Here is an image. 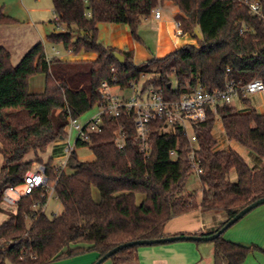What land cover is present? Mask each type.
I'll return each instance as SVG.
<instances>
[{
	"label": "trees",
	"instance_id": "1",
	"mask_svg": "<svg viewBox=\"0 0 264 264\" xmlns=\"http://www.w3.org/2000/svg\"><path fill=\"white\" fill-rule=\"evenodd\" d=\"M51 1L66 29L51 33L49 41L61 45L63 52H94L96 57L48 58L44 45L37 42L13 64L10 51L0 45V213L6 216L0 223V264H45L87 248L100 256L126 241L164 236L173 216L201 207L224 212L228 219L264 196V163L254 167L234 148L216 149L213 134L219 117L228 141L264 159V113L251 107L249 98L243 99L251 107L247 112L222 102L214 109L205 106V118L190 122L200 167L199 200L193 192H183L192 172L184 130L178 126L161 134L159 118L149 122L147 154L134 138V115L129 113L105 115L101 132L77 140L76 147L91 150L90 160H80L73 150L66 169L58 173L59 163L43 156L50 145L66 137L70 117L102 101L98 88L104 81L124 89L143 77L142 91L159 90L167 100L197 87L223 88L230 79L264 81V0H258L260 15L239 0H172L181 12L176 19L182 32L195 36L198 29L201 37L196 45L184 44L141 64L133 62L131 51L99 41L97 25L126 24L136 38L142 19L164 0ZM14 21L0 8V25ZM116 53L123 55L122 63ZM38 72L45 75L41 94L28 90V79ZM120 126L125 133L122 150L115 144ZM33 161L44 164L47 181L55 182L53 194L62 205L57 215L44 213V187L22 196L14 211L2 206L5 186L20 185ZM231 171L236 181L230 179ZM223 234L211 240L213 264H242L255 246L230 241ZM137 246L109 258L115 264L130 259Z\"/></svg>",
	"mask_w": 264,
	"mask_h": 264
},
{
	"label": "crops",
	"instance_id": "2",
	"mask_svg": "<svg viewBox=\"0 0 264 264\" xmlns=\"http://www.w3.org/2000/svg\"><path fill=\"white\" fill-rule=\"evenodd\" d=\"M158 6L161 8V17L155 18L152 13L149 17L143 18L138 27L136 38L132 36L126 24L119 23H99L97 25L98 34L100 30L99 38L105 45L131 51L132 60L136 64L151 58L163 57L187 43L196 45L197 39L201 37L198 29H195V36L183 32L181 35H177L176 29L175 35L172 33L171 29L175 27L176 16L181 13L173 1L164 0ZM50 7H53L50 0H0L2 11L15 20L11 24L0 25V45L7 48L11 56L12 48L17 46V58L19 56L21 58L26 50L37 42L46 45L49 42L48 36L54 33V30L49 26V23L54 22L50 16ZM60 27L59 32L65 31L64 25L61 24ZM72 30L74 32L75 28H72ZM176 35H184L189 41L181 42ZM149 40L152 42H149ZM95 57L96 53L94 52H80L78 54L71 52L61 56L63 59L71 60L94 59ZM262 93L264 92L252 96L255 97ZM237 100L244 102L243 100ZM251 107L248 105L238 111L247 112ZM214 136L218 140L216 149L234 148L254 167H259L264 163V159L252 155L249 151L245 152V157L240 152L242 150L240 146L228 141L224 132H217V135L214 134ZM60 140L50 145L47 152L43 154L45 158L52 157L54 160H60L62 157L63 159ZM230 179L236 181L235 171L230 172ZM185 189L190 192L188 187L185 186ZM195 190V199L199 200L201 197L200 187ZM93 194H96L95 199L99 198L97 191H94ZM226 220L227 215L224 212L199 207L170 218L164 227V236L213 232ZM228 228L224 231V238L255 246L247 254L242 264H264V203L251 209ZM240 235L248 236L251 238V242L255 244L238 241L236 236ZM213 250L214 246L211 241L175 240L142 244L136 247L130 259L116 264H213ZM98 257L99 253L97 251L87 248L79 254L58 257L45 264H93ZM100 264L115 263L108 258Z\"/></svg>",
	"mask_w": 264,
	"mask_h": 264
},
{
	"label": "built area",
	"instance_id": "3",
	"mask_svg": "<svg viewBox=\"0 0 264 264\" xmlns=\"http://www.w3.org/2000/svg\"><path fill=\"white\" fill-rule=\"evenodd\" d=\"M246 5L253 13L261 14L258 0H239ZM153 16L161 17V8L157 6L154 9ZM53 21L58 27L61 26L60 17L53 9ZM176 34L181 35V23L175 19ZM53 56L62 55L58 50L52 47ZM71 53L68 50L65 54ZM51 58V57H48ZM143 77L140 80L133 81L127 88H121L119 85L102 82L98 92L102 101L97 104L96 111L82 123L77 117H70L65 127L67 138L61 139L63 146V159L59 163L58 173L64 171L70 153L75 150L77 140L85 141L90 133L101 132L103 129V117L112 115L118 117L122 114L132 113L134 115V125L136 128L135 139L139 140L141 150L148 153V125L153 118L162 119L163 123L159 129L161 134L172 133L178 126L184 130L188 141V159L192 166V172L198 177L200 173L199 161L195 156L196 135L192 132L190 122L199 121L205 118V106L210 105L213 109L216 104L227 102L233 99H247L252 95L264 92V81L259 78H253L248 81L227 80L223 88L205 90L197 87L192 92L183 94L177 100H167L159 90L148 89L142 91ZM116 87L120 92H114ZM125 89H129V94H121ZM74 130L76 135L73 142L69 141V131ZM125 133L120 126L117 129L115 144L118 149L124 147ZM171 154L175 157V151ZM34 169L28 170L22 178L20 185H7L2 191V200L4 204L15 205L18 200L38 187H44L47 192V199L53 196L54 183H49L45 175V166L42 163L33 162ZM46 204V203H45ZM45 205L43 206L44 209Z\"/></svg>",
	"mask_w": 264,
	"mask_h": 264
},
{
	"label": "rangeland",
	"instance_id": "4",
	"mask_svg": "<svg viewBox=\"0 0 264 264\" xmlns=\"http://www.w3.org/2000/svg\"><path fill=\"white\" fill-rule=\"evenodd\" d=\"M50 16H51V19H53V7H50ZM49 26H50L51 29L54 30V32H59V30L61 28V27H58L55 22L49 23ZM175 29H176V27H173L171 29L172 30V33L174 35H175ZM74 32H72V34ZM104 34H102V35H104ZM99 35H100V30H99V34H98V39H99V41H101L103 43V41L101 40V38H99ZM177 37H178L179 41H181V42H183V41L185 42V41L188 40L184 35L177 36ZM150 41L151 40H149V42ZM52 47H54L56 50H58L62 56L66 53V52H63L62 51L61 45H59V44H53V43H51L49 41L46 45H44L45 53H46V56L47 57H52L53 56ZM17 50H18L17 46L16 47H13L12 50H11V53H12L11 62L13 64H16L18 62L19 58H20V56L18 58L16 56ZM144 62H146V61H144ZM144 62H140L139 64L144 63ZM28 90L30 92H32V93H38V94H41V93L44 92V90H45V75H44V73L38 72V73H35L34 75L30 76V78L28 79ZM112 90L114 92H119L116 87H114ZM129 93H130V90L129 89H125L123 92H121V94H129ZM230 104L232 106H234L237 110H241L244 107L248 106L244 102H240L237 99H233L230 102ZM250 105L252 107L256 108L257 111H259L261 113H264V93L258 94L255 97L254 96H251L250 97ZM95 111H96V106L90 108L89 110L85 111L84 113H82L80 116L77 117L78 118V121L82 123L83 121H85L86 119H88ZM217 132H223L222 125H221V121H220V118L219 117H216L215 123H214V126H213V134L217 135ZM75 135H76V132L74 130H70L69 131V141L71 143L73 142ZM67 137L68 136H66V138ZM230 145L232 146V144H230ZM240 148L242 149L240 152L246 157V153L245 152H247V150L244 149V148H242V147H240ZM61 150H63V146H61ZM75 153H76L77 157L80 160H90L92 158V156H93L91 150L87 146H79V147H76L75 148ZM61 159H62V157L60 158V160H55V161L56 162L62 161ZM1 160L2 159H1V155H0V166L2 164V161ZM34 167H35V165L32 162V168L31 169H34ZM185 186L189 188L190 192H193L194 193V197H195V192H196L195 189H197L199 187V181H198L197 175L195 173L191 172V174L187 178V181H186ZM93 190H96V189L93 188L92 191ZM183 192L185 194L188 193L186 191L185 187H184ZM94 196H96V194ZM139 196L140 195H137V199H138ZM2 206L5 209L10 210V211H14V209H15L13 205H7V204H4L3 203ZM61 211H62V205H61L59 199H57L54 195L51 196V197H49V199H47L46 204H45V207H44V213H45V215H47V216L50 217L52 215L59 214ZM5 217H6L5 214L0 213V223L2 222V220L5 219ZM236 238L238 239V241H243L245 243L255 244V243L251 242L252 240L248 236L240 235V236H236Z\"/></svg>",
	"mask_w": 264,
	"mask_h": 264
},
{
	"label": "water",
	"instance_id": "5",
	"mask_svg": "<svg viewBox=\"0 0 264 264\" xmlns=\"http://www.w3.org/2000/svg\"><path fill=\"white\" fill-rule=\"evenodd\" d=\"M115 56L120 63L123 62V55L116 53ZM263 203H264V196L255 199L254 201L250 202L249 204L241 208L233 217L228 218L220 228H218L217 230L211 233H205L203 235L179 234V235H171V236H162L159 238L138 239V240L126 241V242L120 243L110 248L108 251L100 255L93 264H100L104 260L108 259L112 254L116 253L117 251L123 248L129 247V246H132V245L163 243V242L175 241V240L211 241L214 238H216L218 235L223 233L228 227L234 224L237 220H239L243 215H245L251 209Z\"/></svg>",
	"mask_w": 264,
	"mask_h": 264
}]
</instances>
